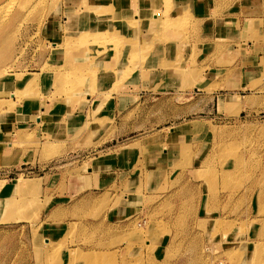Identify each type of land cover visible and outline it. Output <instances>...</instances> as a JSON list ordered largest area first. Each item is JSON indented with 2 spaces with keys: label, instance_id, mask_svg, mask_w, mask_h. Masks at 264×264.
Instances as JSON below:
<instances>
[{
  "label": "rangeland",
  "instance_id": "obj_1",
  "mask_svg": "<svg viewBox=\"0 0 264 264\" xmlns=\"http://www.w3.org/2000/svg\"><path fill=\"white\" fill-rule=\"evenodd\" d=\"M13 1L0 0V81L11 85L0 88V116L31 102L80 113L84 122L70 139L95 154L135 145L124 190L144 188L152 195L128 232L110 224L85 230L70 222L62 237L46 240L42 224L64 216L61 210L52 216L49 203L63 194L65 180H41L44 170L37 164L60 157L65 142L45 141L40 124L20 125L10 144H0V185L19 177L12 180L15 196L0 200V264H264V217H252L264 214V96L254 97L247 87L239 89L246 95L236 96L229 83L235 75L239 82L251 80L244 69L251 67L250 53L224 55L218 42L200 45L186 7L190 0L158 3L155 10L164 16L159 23L150 19V9H137L142 0L108 5L98 16L73 13V20L65 0ZM133 6L136 12L129 11ZM42 21L54 24L46 39ZM98 24L106 27L96 33ZM101 38L105 44L97 42ZM209 67H217L211 82L197 84ZM119 92L131 94L125 108L111 111V96ZM171 126L187 130L172 137ZM81 158L85 169L86 158L72 153L53 170L67 175ZM56 183L57 193H48ZM252 227L258 229L254 243Z\"/></svg>",
  "mask_w": 264,
  "mask_h": 264
},
{
  "label": "crops",
  "instance_id": "obj_2",
  "mask_svg": "<svg viewBox=\"0 0 264 264\" xmlns=\"http://www.w3.org/2000/svg\"><path fill=\"white\" fill-rule=\"evenodd\" d=\"M186 7L193 11L194 17L191 21L195 25L193 36L194 39H197L196 41L200 42V45L209 43L215 46L218 42L222 49L220 53L224 55L225 53H228L226 55L234 54L238 51H240L241 55L250 53L252 57L251 67L249 68L245 65L244 69L247 73L251 74V80L246 82L240 80L239 82V79L235 75V81L229 82L235 85L231 87L236 90L234 94L236 96L246 95L241 94V90L245 91L247 87L255 93L254 97L264 96V0H195L191 5ZM218 16L223 21L217 23L216 17ZM53 25V23L42 21V35L44 38L47 36V30H50ZM200 26H203V28L199 29ZM196 27L197 30H195ZM189 35L191 36V32ZM195 36L197 37L195 38ZM201 38L203 39L202 41ZM237 67L239 68L238 65ZM215 68L217 67H209V69L204 70V74L196 83L203 86L209 84L212 77L211 73ZM241 69L243 70V67H240V73L242 72ZM260 74H262L260 82L255 86H251V88L248 87L256 79V76L260 77ZM174 85L181 86L177 84H173L172 86ZM8 86L11 87L10 83L0 81V88ZM130 94L119 92L116 96L112 95L111 106L107 108H110L109 110L111 111L125 108L124 105ZM35 103L37 102H31V105L19 103L13 111L6 112L7 114L5 113V115L0 116V144H10L14 131L20 125H31L33 123L40 124L46 128L48 140L45 139V141L48 143L65 142L64 147L59 150L61 151L59 153L60 157H55L53 161L50 160L43 165L37 164V169L44 170L39 176L42 178L41 180H65L63 194L59 196L54 195L51 200L52 202L49 203V206L51 205L49 212H52V216H54V212L55 214L60 213V210L64 212V216H56L57 218H54V220L50 219L51 222H48V224L41 222L43 223L40 227L42 237L46 240H58L62 237L66 226L68 228L67 224L70 222H78V225H81L85 230H93V228L95 229L99 225L105 226L110 224L116 231L128 232L131 228L132 220L147 210L145 202L152 195L148 194V191H145L144 188L140 190H124L130 184L131 180L129 176L127 177V174L134 168L132 166L134 165L133 162L136 159L134 156L138 148H135V145L131 146L130 143L119 144V148L116 151L111 149L110 153L109 151H104L102 152L103 154H95L89 151L92 147L84 148L77 146L70 139L72 138L71 134L79 131L78 128L84 122L80 113H67L60 110V108L46 109L40 104L38 106L35 105ZM37 111H41L40 116H37L39 113ZM182 129H186L185 126H173L170 130L172 137L183 135L184 132L182 131L185 130ZM114 135L118 136V133ZM72 153L86 158L88 164H85V169L81 168L83 164L81 158L77 165L69 168L71 172H68L67 175H62L63 169H59L58 171L53 170V168H56V161H61ZM166 153L168 151H165ZM162 157L160 155L155 157L158 164L163 163ZM153 162L155 163V161ZM27 167L32 168V165H26L23 168ZM0 168L3 169L1 166ZM19 168L22 167L20 166ZM75 176L78 177L72 178ZM4 179L6 181L0 185V200L15 196L17 193L15 191V183L19 180V177L10 176ZM113 185L119 186V188L111 187ZM56 186L57 183L54 185L50 184L52 188L48 190V193L53 192L56 194L58 191L55 188ZM100 201H106V204L100 206ZM103 206L106 207L100 213V208L103 209ZM253 216L261 218L264 217V214L252 213ZM39 221L43 220L40 219ZM250 233H256L252 237V242L254 243L258 237V229L255 230L252 227ZM80 244L83 248L91 247L87 244ZM111 247L114 248V246Z\"/></svg>",
  "mask_w": 264,
  "mask_h": 264
},
{
  "label": "bare ground",
  "instance_id": "obj_3",
  "mask_svg": "<svg viewBox=\"0 0 264 264\" xmlns=\"http://www.w3.org/2000/svg\"><path fill=\"white\" fill-rule=\"evenodd\" d=\"M10 1L9 0V4H10ZM15 1V0H14ZM13 1V2H14ZM27 1V0H26ZM42 1V0H41ZM161 1L165 2V1H168L167 3H169L170 0H142L140 3H138L137 5V9H139L140 7H146L148 9H150V19L152 20H155L157 21L158 23L161 21V18H163L164 16L158 12L157 10H155V6L158 5V3H160ZM125 2V0H65L64 2V8L66 10V13L68 15V19H71L70 18V15L73 14V13H76V16L75 17H79L80 18V15L84 14V15H88L91 13V15H94V16H98L101 12H108L109 11V8L107 7L108 5H120V6H123L125 4H123ZM190 2H193V0H190ZM8 4V5H9ZM80 4L84 5L85 6V10H82L81 8H79ZM6 5V4H5ZM6 5V7L8 6ZM36 5V4H35ZM79 5V6H77ZM77 6V7H76ZM90 6V8L87 10V8ZM2 7V5H1ZM5 7V8H6ZM33 7V6H32ZM76 7V8H75ZM3 8V7H2ZM133 7H131L129 9V11H133V12H136V9H133ZM9 9V8H8ZM26 9V8H25ZM24 9V10H25ZM93 9H97V12L94 13V11H92ZM159 9V8H158ZM4 10V9H3ZM15 11V8L13 9ZM19 10V9H18ZM9 11V10H8ZM62 10H60V8H57V12L55 14H59L58 12H60ZM16 12V11H15ZM18 12V11H17ZM21 12V11H20ZM2 13V11H1ZM8 13V12H7ZM11 13V12H10ZM166 13V12H165ZM164 13V14H165ZM20 14V13H19ZM1 15V14H0ZM23 15V14H22ZM113 15V14H112ZM181 14L177 15L176 17H179ZM12 16V15H10ZM9 16V17H10ZM14 16V15H13ZM13 16H12V19H13ZM19 16V15H18ZM15 17V16H14ZM106 17V15L104 16ZM175 17V18H176ZM1 18V17H0ZM3 18V17H2ZM78 18V19H79ZM4 19V18H3ZM11 19V18H10ZM18 19L20 20V18L18 17ZM22 19V18H21ZM29 19V18H28ZM59 19L60 17H58L56 23L61 27V23L59 22ZM5 20V19H4ZM17 20V21H19ZM73 20V19H71ZM13 20H11L12 22ZM14 22V21H13ZM3 23V22H2ZM6 23V22H5ZM18 23V22H17ZM4 24V23H3ZM19 24V23H18ZM7 25V24H6ZM15 25V24H14ZM100 25L99 29L97 30L96 33L99 32V30H103L105 29L106 26H102L101 24H98ZM10 27V26H9ZM8 27V28H9ZM1 28V27H0ZM5 28V27H4ZM3 28V29H4ZM14 28V26H13ZM12 28V29H13ZM16 29V28H15ZM134 28H132V32L134 33ZM6 32V31H5ZM10 32V31H9ZM12 32V31H11ZM166 32V29H162V34ZM16 33V32H15ZM1 34V33H0ZM10 34V33H9ZM6 35V33H5ZM99 35H106V34H99ZM166 36V34H165ZM5 38V36H3ZM7 38V37H6ZM2 40V39H1ZM103 40V42L101 41ZM102 43V44H105L104 41H106V38H101L99 40H97V42ZM2 42V41H0ZM4 43V42H3ZM103 51V48H100L98 49L97 53L100 54V52ZM2 52V51H1ZM31 76V78L29 79L30 83L35 79L33 78V76H38L39 73H35V74H29ZM28 184L27 183H23V185L21 186H27ZM77 252V251H76ZM58 253V252H57ZM59 254V253H58ZM73 253H69V255L71 256ZM74 256V255H73ZM253 260V259H251ZM70 262V261H69ZM68 262V263H69ZM91 262L90 261H86L85 264H90Z\"/></svg>",
  "mask_w": 264,
  "mask_h": 264
}]
</instances>
